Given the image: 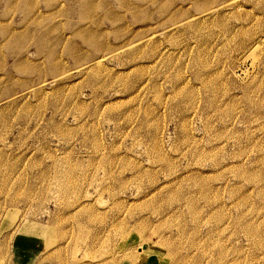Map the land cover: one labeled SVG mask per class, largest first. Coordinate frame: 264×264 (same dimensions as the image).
I'll return each instance as SVG.
<instances>
[{"label": "rangeland", "instance_id": "1", "mask_svg": "<svg viewBox=\"0 0 264 264\" xmlns=\"http://www.w3.org/2000/svg\"><path fill=\"white\" fill-rule=\"evenodd\" d=\"M0 264H264V0H0Z\"/></svg>", "mask_w": 264, "mask_h": 264}]
</instances>
